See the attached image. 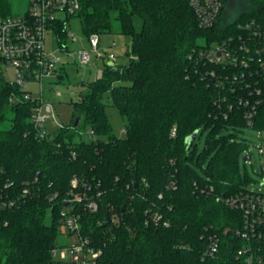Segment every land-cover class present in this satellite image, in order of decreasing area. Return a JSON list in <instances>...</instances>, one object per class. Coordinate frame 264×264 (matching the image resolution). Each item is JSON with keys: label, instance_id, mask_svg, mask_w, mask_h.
<instances>
[{"label": "trees", "instance_id": "16d2710c", "mask_svg": "<svg viewBox=\"0 0 264 264\" xmlns=\"http://www.w3.org/2000/svg\"><path fill=\"white\" fill-rule=\"evenodd\" d=\"M246 1L248 7L227 20L224 0L216 23L201 28L188 0H79L70 16L79 18L84 34H127L130 60L105 63L71 99L70 121L44 137L31 121L37 99L26 98L29 90L8 82L0 69V197L14 200L0 207V264H51V249L76 238L60 234L68 209L80 215L81 234L100 249L94 264H247L237 255L245 241L235 234L243 213L225 201L250 190L239 163L247 143L236 133L245 121L240 106L228 117L217 107L225 89L216 81L230 69L198 56L238 21L262 14L264 0ZM10 6L0 0V16H10ZM134 15L141 18L138 30ZM68 17L50 23L61 46ZM106 92L126 120L123 136L112 132ZM258 114L256 129L264 125L263 105ZM80 122L97 136L75 139ZM82 190L95 195L96 210L63 200ZM210 233L219 246L205 255Z\"/></svg>", "mask_w": 264, "mask_h": 264}, {"label": "built area", "instance_id": "2783aa9c", "mask_svg": "<svg viewBox=\"0 0 264 264\" xmlns=\"http://www.w3.org/2000/svg\"><path fill=\"white\" fill-rule=\"evenodd\" d=\"M197 25L201 28L213 26L223 7L224 0H188ZM79 8V0H30L27 11L18 16H0V63L10 65L14 69L15 80L12 82L23 88L29 80L39 83L42 90L43 79L57 74L62 67L59 56H50L45 50V33L50 23L60 17V13L70 16ZM261 16V17H260ZM89 46L76 52V61L87 64L91 61V53L96 56L113 59V54L105 53L99 48V37L96 33L88 36ZM198 56L203 62L214 63L222 68L230 69L219 76L216 85L224 90L216 103L223 117L230 116L236 106H240L238 115L245 121L244 127H253L258 118L261 105L264 106V11L260 15L246 17L230 27L221 40L209 46L200 47ZM110 61V60H109ZM57 63H60L57 65ZM98 71V76L101 75ZM28 76V78L25 77ZM60 92L57 91L56 94ZM25 97H31L30 91ZM40 102L34 106L31 121L39 137H44L45 119L48 117L49 105ZM258 114V115H257ZM256 129V128H255ZM264 135V125L257 129ZM263 153V147H258ZM251 159V158H250ZM261 184H264V165L259 169ZM77 178L71 179L76 185ZM89 188V187H88ZM250 189L246 193L239 192L225 199L232 208L243 213L242 227L235 230L244 245L237 250V255L244 257L247 264H264V192ZM88 190L70 191L63 198L66 204L83 202V207L94 211L97 209L95 195ZM13 199L6 195L0 197V207H10ZM60 234L64 238L68 233L76 238L65 245L51 249V255L58 257L62 264H94L100 253L86 235L80 232V215L76 211H62ZM114 220L116 218L112 216ZM160 215H151L158 222ZM167 225V222H163ZM219 246V238L210 233L206 239L204 254L213 255Z\"/></svg>", "mask_w": 264, "mask_h": 264}, {"label": "rangeland", "instance_id": "374dc122", "mask_svg": "<svg viewBox=\"0 0 264 264\" xmlns=\"http://www.w3.org/2000/svg\"><path fill=\"white\" fill-rule=\"evenodd\" d=\"M30 0H10L11 15L18 16L29 7ZM248 7L246 0H226L224 7V16L227 20L235 19L238 14ZM60 17L65 18L63 13ZM135 29L141 26V18L138 15L133 16ZM99 37V48L105 53L113 54V59H108L106 56H96L91 53V61L87 64H79L76 61V52L81 48L89 46L88 35L84 34L81 22L77 16H69L66 20V36L63 46L57 40L53 28H49L45 33L44 46L50 56H59L62 62L63 76L57 74L43 79L42 90L40 91L39 83L35 80H29L22 87L30 91L32 98H36L42 105L50 106L48 117L45 119L44 127L46 133L52 134L60 124H67L71 118V99H75L78 95L84 92L87 88V83L95 79L98 71H102L105 63L109 60L111 65H124L130 60V54L127 53L130 37L127 34L118 32L97 34ZM60 63H57L59 65ZM0 69L4 78L8 82L15 80L14 69L10 65L0 63ZM59 91V94L56 92ZM105 103L104 109L109 118L112 132L115 136L124 135L125 118L121 116L117 108L112 105L111 100L106 92L103 96ZM2 127L7 126L4 122ZM237 135L246 140L247 146L240 157L239 163L242 170H245L248 175V187L253 190H263L264 184H261V173L259 169L264 165V135L255 128L243 127L236 131ZM97 135L90 132L89 128L79 123L75 139L90 140ZM106 138L104 135H98ZM206 133H202L197 138L199 147L202 148L205 141ZM263 147V153L258 151V147ZM249 153L251 159L246 160L245 169L243 168L242 157ZM58 257H53L51 264H62Z\"/></svg>", "mask_w": 264, "mask_h": 264}, {"label": "water", "instance_id": "95a60500", "mask_svg": "<svg viewBox=\"0 0 264 264\" xmlns=\"http://www.w3.org/2000/svg\"><path fill=\"white\" fill-rule=\"evenodd\" d=\"M107 63H108L109 65L112 64L111 61H108ZM25 77L28 78L27 75H25ZM77 122H78V117H75L74 125L77 124ZM195 134H196V130L193 131V132L191 133V135H189V137L187 138V141H188V142L191 141V140L193 139V137L195 136ZM250 158H251V155H250L249 153H247V154H245V155L242 157V160H243V161H246V160H249Z\"/></svg>", "mask_w": 264, "mask_h": 264}]
</instances>
